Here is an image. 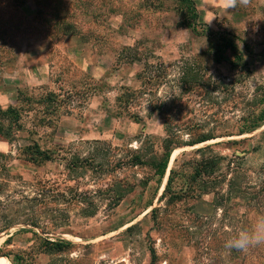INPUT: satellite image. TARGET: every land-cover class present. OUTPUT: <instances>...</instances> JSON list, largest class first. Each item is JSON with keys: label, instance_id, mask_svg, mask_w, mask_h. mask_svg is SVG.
Returning a JSON list of instances; mask_svg holds the SVG:
<instances>
[{"label": "rangeland", "instance_id": "374dc122", "mask_svg": "<svg viewBox=\"0 0 264 264\" xmlns=\"http://www.w3.org/2000/svg\"><path fill=\"white\" fill-rule=\"evenodd\" d=\"M195 4L197 32L178 0H0V256L10 264H243L225 244L247 208L233 216L229 203L206 204L212 194L191 196V174L216 156L211 181L264 180V123L237 133L262 107L264 0ZM208 35L236 52L217 62ZM165 140L173 189L193 191L180 201L161 200L168 169L160 180L151 166ZM136 154L144 164H131ZM55 239L72 246L46 252Z\"/></svg>", "mask_w": 264, "mask_h": 264}, {"label": "trees", "instance_id": "16d2710c", "mask_svg": "<svg viewBox=\"0 0 264 264\" xmlns=\"http://www.w3.org/2000/svg\"><path fill=\"white\" fill-rule=\"evenodd\" d=\"M178 1L184 4L187 13V16L183 20L182 24L191 31L197 32L199 13L194 0H178ZM208 38L210 40V45L215 50V60L217 62H220L225 58L224 52L226 49L233 50L236 52V46L233 44V41L225 38L224 36H221L220 38H212L211 35H208ZM260 103H262V107L259 110V113L253 114L250 121H247L242 125V127H240V129L237 132L238 135H242L250 131H253L259 128L264 123V93L262 95V99L260 100ZM10 111L15 113L16 109H14L13 107H8V109L3 114H6ZM207 139L210 138L203 136L190 144L193 145L196 143H201L206 141ZM163 149L164 152L162 155V159L152 163L151 165L155 169V173L159 176L160 180H162L166 175L169 160L173 150L175 149V146L172 145V142L170 140H165ZM209 149L210 147H204L198 149L197 152H205ZM43 153L44 152L38 150L39 155ZM49 158L50 156L47 154L45 159H49ZM222 160L223 158L221 157L203 156L200 160L194 162V166L191 174V183H193V185L194 184L197 185L200 188V193L199 195L193 194L191 196L193 197L200 196V198H202L203 195L212 194V200L206 204L214 209H218L219 207H221V209L223 208L224 210V205L226 203H229L231 206L230 211L231 213L234 214L233 216H236V212L238 211L239 207L243 206L247 208V211L242 215H240L239 218H237V220L242 219L241 220L242 223L240 222V225L234 227L235 229L234 233L236 234V232L241 228H248L251 226L249 222H251L252 220L250 215L252 214V212H257L258 214L260 215L262 214L264 216V207H263L264 180L258 186V189H255L256 187L248 186L246 181L245 182L239 181L240 178H238V175H234L232 178L228 179L226 184L219 177H216L211 181L210 179L214 177V174L218 170V167ZM131 164L134 166V165H142L144 163L142 162L141 157L138 154H136L133 156ZM176 173L177 172L175 169L170 170V174L168 176L165 189L161 195V200H164L168 197V200L170 202L180 201L182 200L184 195H188L193 192L191 191L190 188H186V189L181 188L179 190L173 189V181ZM224 184L227 186V189L224 192H222L221 190L223 189L222 186ZM108 193L113 197V200L116 202L119 201L124 195L119 193L116 189L113 188L111 189V191L108 190ZM258 206H260V209L261 208L263 209L261 211L260 209L257 211L256 207ZM157 211L158 210L156 208L152 210V212L155 214ZM206 217H207V212H203L202 214L200 213V216L196 217V220H200L201 218L205 219ZM46 245H47L45 247L46 252L53 253V252L64 251L65 249L72 246V243L62 239H55L53 241L46 240ZM246 251L249 252L247 256H245ZM246 251H238L235 249H231L233 258L237 262L239 261L240 263L243 264H264V245L250 247ZM18 259L20 260V257ZM248 259H251L250 263L248 262ZM12 262H14V260Z\"/></svg>", "mask_w": 264, "mask_h": 264}, {"label": "clouds", "instance_id": "9594fccd", "mask_svg": "<svg viewBox=\"0 0 264 264\" xmlns=\"http://www.w3.org/2000/svg\"><path fill=\"white\" fill-rule=\"evenodd\" d=\"M250 0H220L225 10H232L237 5L248 6ZM211 23V21H209ZM264 245V216L258 217L250 227L241 228L226 241L225 247L238 251H246L250 247Z\"/></svg>", "mask_w": 264, "mask_h": 264}, {"label": "crops", "instance_id": "0c3cea01", "mask_svg": "<svg viewBox=\"0 0 264 264\" xmlns=\"http://www.w3.org/2000/svg\"><path fill=\"white\" fill-rule=\"evenodd\" d=\"M196 3H200L205 11H213L214 9L223 8L220 4V0H195ZM201 6L197 5V9ZM4 143L0 142V149L3 150Z\"/></svg>", "mask_w": 264, "mask_h": 264}, {"label": "bare ground", "instance_id": "6f19581e", "mask_svg": "<svg viewBox=\"0 0 264 264\" xmlns=\"http://www.w3.org/2000/svg\"><path fill=\"white\" fill-rule=\"evenodd\" d=\"M169 165H170V163H169ZM0 264H10V261L4 256H0Z\"/></svg>", "mask_w": 264, "mask_h": 264}, {"label": "water", "instance_id": "95a60500", "mask_svg": "<svg viewBox=\"0 0 264 264\" xmlns=\"http://www.w3.org/2000/svg\"><path fill=\"white\" fill-rule=\"evenodd\" d=\"M168 174H169V169H168Z\"/></svg>", "mask_w": 264, "mask_h": 264}]
</instances>
